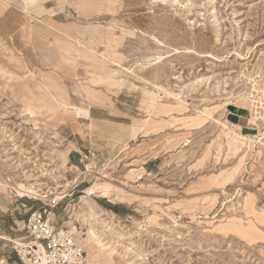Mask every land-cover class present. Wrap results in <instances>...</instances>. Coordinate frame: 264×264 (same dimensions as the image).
<instances>
[{"label": "rangeland", "instance_id": "374dc122", "mask_svg": "<svg viewBox=\"0 0 264 264\" xmlns=\"http://www.w3.org/2000/svg\"><path fill=\"white\" fill-rule=\"evenodd\" d=\"M263 137L264 0H0V264L42 204L122 264H264Z\"/></svg>", "mask_w": 264, "mask_h": 264}, {"label": "built area", "instance_id": "2783aa9c", "mask_svg": "<svg viewBox=\"0 0 264 264\" xmlns=\"http://www.w3.org/2000/svg\"><path fill=\"white\" fill-rule=\"evenodd\" d=\"M80 158L90 163L98 161L93 151L81 153ZM56 205L42 204L23 221V231L30 240L15 251L24 264H87L86 252L75 232L59 224Z\"/></svg>", "mask_w": 264, "mask_h": 264}, {"label": "bare ground", "instance_id": "6f19581e", "mask_svg": "<svg viewBox=\"0 0 264 264\" xmlns=\"http://www.w3.org/2000/svg\"><path fill=\"white\" fill-rule=\"evenodd\" d=\"M163 43V42H162ZM158 60H160L161 59V57H159V58H157ZM182 96V95H181ZM233 105V104H232ZM235 105V104H234ZM240 106H242V105H240ZM244 107V106H243ZM242 107V108H243ZM249 110V109H248ZM26 112L30 115V116H34V114H36L37 112H38V110H37V108H35V107H33V106H29V107H27L26 108ZM228 134H229V136H232V134H231V132L229 133L228 132ZM239 138H241V139H243L244 141H248L249 143H254L255 141L252 139V138H250V137H248V136H244V135H242V134H237V133H235ZM236 135H234V136H236ZM238 139V138H237ZM263 140H264V137L262 138V139H260L259 140V142L261 143V144H264L263 143ZM238 143V142H237ZM250 146H251V144H250ZM108 189H110L109 188V186H108V184H107V186L106 187H104V190L105 191H108ZM19 190H21L23 193H27V194H29V195H35V196H39L40 198H42V199H45V198H48L46 195H39L37 192H35V191H33V190H31V189H27V188H25L24 186H20V189ZM97 192V189H96V187L95 186H93L92 188H90V189H88V190H86V194H85V196L82 198V203H83V205H86V206H88V209L90 208L91 210H92V212H93V220H95V221H97L99 224H101V225H103L105 228H108V226H109V224H107V220L106 219H104L103 217H104V215H101V214H99L97 211L96 212H94L93 211V209H94V207H93V204L94 203H92V200H91V196L93 195V194H95ZM56 194V193H55ZM66 195L64 194V193H60V194H58L57 193V198L55 199V201H62L63 199H64V197H65ZM82 205V204H81ZM96 208V207H95ZM83 209V208H82ZM104 213V212H103ZM84 215V214H83ZM91 219V218H90ZM92 220V219H91ZM109 221V220H108ZM109 222H111V221H109ZM91 235H92V239H93V242L95 243V245L97 246V247H99L101 250H105V252H106V250L108 249V247H106L107 246V244H104L103 242H102V240H100V238L98 237V236H96L95 234H94V232L93 231H91ZM9 240V239H8ZM18 245H21V243H19L18 241L16 242ZM85 246V245H84ZM109 254H111V253H108L107 255H109ZM116 261V260H115ZM130 264H132V263H130Z\"/></svg>", "mask_w": 264, "mask_h": 264}, {"label": "crops", "instance_id": "0c3cea01", "mask_svg": "<svg viewBox=\"0 0 264 264\" xmlns=\"http://www.w3.org/2000/svg\"><path fill=\"white\" fill-rule=\"evenodd\" d=\"M88 113L90 114L91 121L96 120L95 118L92 117L91 111ZM63 117L65 121L62 122L61 124L68 125L70 129L73 131V133L75 132V134L77 133L79 136L84 135V124L82 123L83 122L82 120L81 121H79V119L74 120L66 115H63ZM74 156H77V154H72L73 159H75ZM86 256H87V264H122L121 260L117 258L113 257L112 259H110L109 257L106 256V254L98 255L93 250L86 252Z\"/></svg>", "mask_w": 264, "mask_h": 264}, {"label": "trees", "instance_id": "16d2710c", "mask_svg": "<svg viewBox=\"0 0 264 264\" xmlns=\"http://www.w3.org/2000/svg\"><path fill=\"white\" fill-rule=\"evenodd\" d=\"M108 209H110L111 211L115 212L118 215H122L123 211L120 207L118 206H108Z\"/></svg>", "mask_w": 264, "mask_h": 264}]
</instances>
